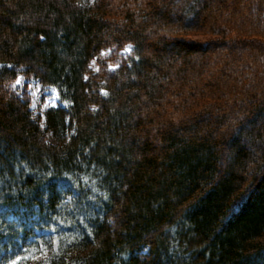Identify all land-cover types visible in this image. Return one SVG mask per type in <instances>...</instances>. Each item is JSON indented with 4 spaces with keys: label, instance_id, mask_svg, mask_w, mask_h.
I'll return each mask as SVG.
<instances>
[{
    "label": "trees",
    "instance_id": "1",
    "mask_svg": "<svg viewBox=\"0 0 264 264\" xmlns=\"http://www.w3.org/2000/svg\"><path fill=\"white\" fill-rule=\"evenodd\" d=\"M19 75L67 103L46 128ZM22 248L264 264V0H0V257Z\"/></svg>",
    "mask_w": 264,
    "mask_h": 264
},
{
    "label": "rangeland",
    "instance_id": "2",
    "mask_svg": "<svg viewBox=\"0 0 264 264\" xmlns=\"http://www.w3.org/2000/svg\"><path fill=\"white\" fill-rule=\"evenodd\" d=\"M127 48H132L131 45H124L122 48L114 47V48H108L103 51H101L98 58H94L90 63V70L92 72H96L99 68L100 61H104V67L109 69V65L115 66L113 63V59H109V56H119V58H126L130 54V52L125 51ZM110 50V51H109ZM112 69V68H111ZM19 78H23L24 83L17 85L15 80L14 86L20 89H24L26 93L28 94L30 101H31V109L35 114H38L40 117V125L43 128H46V123L44 119V112L53 107L61 106L65 107L67 106L66 102H63L60 100L57 90L53 87H49L46 85H42L40 81L37 78L34 77H28L25 75H19ZM17 77V78H18ZM46 139L48 142L56 143L57 140L54 138L52 133L50 131L46 132ZM25 249V248H23ZM10 252V253H9ZM12 252V249L8 251L9 254L6 255V257H0V264H8V261L15 258V255H21L25 256L26 253L23 252L21 254H18L17 252ZM28 254H30L29 258L24 259L19 262V264H36L38 261L43 260L47 254L45 252L43 253H34L33 250L28 251Z\"/></svg>",
    "mask_w": 264,
    "mask_h": 264
},
{
    "label": "snow or ice",
    "instance_id": "3",
    "mask_svg": "<svg viewBox=\"0 0 264 264\" xmlns=\"http://www.w3.org/2000/svg\"><path fill=\"white\" fill-rule=\"evenodd\" d=\"M131 50H132L131 48H127V49H125V51H127V52H130ZM109 51H110V50H109ZM114 67H118V66L109 65V68H110V69H111V68H114ZM86 79H87V77H86ZM23 83H24L23 78H19V77H18V78H17V81H16V84H17V85H20V84H23ZM22 250L26 253V255H25V256L15 255V258L9 260V261H8V264H19L20 261L29 258L30 254H28L27 249H23V248H22Z\"/></svg>",
    "mask_w": 264,
    "mask_h": 264
}]
</instances>
